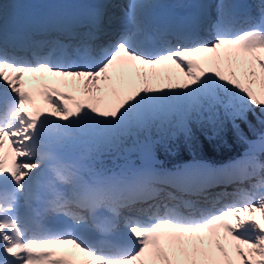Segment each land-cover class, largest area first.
<instances>
[{
  "label": "snow or ice",
  "instance_id": "obj_1",
  "mask_svg": "<svg viewBox=\"0 0 264 264\" xmlns=\"http://www.w3.org/2000/svg\"><path fill=\"white\" fill-rule=\"evenodd\" d=\"M144 6L133 0L125 16L130 28L107 43L101 41L112 20L99 10L89 14L84 31L62 25L79 46L72 55L54 56L65 46L54 42L41 55L40 43L26 38L27 22L10 21L0 4V264H264V178L216 201L230 195L234 203L209 207L213 185L264 171L250 153L223 169L197 166L159 181L197 195V205L159 199L149 170L85 180L49 150L56 129L81 126L108 144L173 118L186 129L205 114L216 117L218 93L228 97L225 114L233 119L254 109L264 113V0L256 20L231 0H203L192 15L157 25L148 47L136 39ZM241 17L249 27L235 32ZM18 50L32 59L18 58ZM160 67L170 71H156ZM260 143L264 148V137ZM46 168L71 185L68 199L49 202L63 227L59 234L29 237L20 200L35 198ZM141 202L151 203L136 208ZM71 208L93 219L101 209L118 216V208H127L128 247L94 246L74 235L87 224ZM144 215L146 221L139 219Z\"/></svg>",
  "mask_w": 264,
  "mask_h": 264
},
{
  "label": "trees",
  "instance_id": "obj_2",
  "mask_svg": "<svg viewBox=\"0 0 264 264\" xmlns=\"http://www.w3.org/2000/svg\"><path fill=\"white\" fill-rule=\"evenodd\" d=\"M214 107V119H208L205 114L199 120L189 121L186 131H181L179 122L173 118L140 131L137 136L124 137L119 140V147L113 152L110 150L101 160L102 174L107 177L125 176L132 166L154 167L158 172L169 174L178 172L184 164L191 162L217 169V165L225 162L227 165L230 160L243 158L249 153L257 158L259 165L264 166V150L258 153L254 147L255 139L264 130V113L254 109L248 111L243 119H233L225 114V107L220 102ZM146 132L150 134V145L139 152L125 154L123 149L137 145V140H143ZM262 175L264 171L257 176Z\"/></svg>",
  "mask_w": 264,
  "mask_h": 264
},
{
  "label": "rangeland",
  "instance_id": "obj_3",
  "mask_svg": "<svg viewBox=\"0 0 264 264\" xmlns=\"http://www.w3.org/2000/svg\"><path fill=\"white\" fill-rule=\"evenodd\" d=\"M10 1L14 2L15 0H8V1L0 0V4L3 5L5 12H7V10L8 12L13 11V10L8 9L6 5V3ZM103 1H107V0H103ZM191 1L195 5L199 4V0H194V1L193 0H140V2L145 5L142 9L140 16L142 15L148 16V12H151L152 14H155V15L158 14L160 20L172 19L175 21V20H178L177 18L179 17L180 12L186 9H189V6H190L189 4ZM132 2L133 0H121L119 5L116 6V10L114 9L116 12V16H115L116 20L123 21L124 23L122 24L127 29L130 28V26L127 24L125 16L128 11V7ZM202 2L203 0H200V3ZM247 2L250 3V5L252 4L250 6L251 12L248 15L249 19H252V20L258 19L261 9H260V6L253 5V3L259 2V5H260L261 0H247ZM208 3L210 4L219 3V0H208ZM161 12L163 13L160 14ZM248 27H249V24L245 22L242 24L237 23L234 27V31L240 32L243 29L248 28ZM156 71L163 73V72L170 71V69L160 67L156 69ZM3 87L5 86L0 84V89H2ZM218 96L220 98V103L223 105V107H225V105H227L228 103V97L224 93H218ZM188 125H189V122L187 124V127ZM179 128L181 130H185V128L182 127L180 123H179ZM137 133H140V132H137ZM135 134L136 133H134L133 135ZM143 137L148 138L149 133L146 132ZM118 142L119 141L114 142L112 144L102 142L96 139L95 137H93L92 135H90L87 131L83 129V127L77 126V127L69 128V129L54 130V134L49 138L48 144H49V150H51L54 155H56L60 160H62V162L68 167L69 171L75 173V175L85 180H90L94 177L101 176V171L99 168H100V161L102 160V156L99 157L98 155H100V153L104 154L106 152H109L113 147L117 146ZM133 151H134L133 146L129 148L127 147L125 149L126 153H131ZM188 166L189 165L185 167H188ZM234 181L236 183L235 184L234 182L229 183L230 186L227 188L222 186V187H217V189L222 188L223 190L228 191L229 194L233 193L231 189H233V187L236 184L240 185L241 182H243L241 179H235ZM151 186L152 188L159 187L160 184L153 183ZM214 189H216V187H214L212 191ZM70 190H71L70 184L58 181L55 177V174L52 172V170L50 168H46L44 171V175L41 177L40 186L34 189L37 197L34 199L28 200L27 203H25V200L21 198L20 204L22 205V207L20 209V214L22 216L30 215V213L34 212V207L40 204L42 206L44 204L43 206L44 212L46 213L47 211L45 208L47 207V205L49 204L51 200H54L58 195L63 196L64 199H68V193ZM168 190H173V189H162L158 193L164 196ZM182 196H185V195L181 194L179 198ZM179 198L176 200V203L179 202ZM212 199L217 201L218 199H220V195L210 197V200ZM227 199L232 200L233 197L228 195V196H225L222 200H220L219 203H212L209 205L221 204ZM147 206H149V204ZM219 207L220 205L217 206V208ZM70 210H72V208ZM73 211H75L74 208H73ZM99 211H104L106 214H108L109 216L113 218L114 222L116 221V219H114L113 217L114 213H111V211H109L108 209L105 208V209L98 210V212ZM83 216L85 218L87 228L80 229L81 234L79 235V238L81 236L83 237L84 235H87V238H88L89 235L90 236L94 235L93 231L98 230L97 226L95 225L96 224L95 222L97 221L95 219H92L86 212L85 214H83ZM50 217H53V221H46L44 223L46 226H52V223L57 224V225L58 224L63 225V220L61 218H58L56 214L51 213ZM144 217H146V220H147V216H144ZM142 218L143 216H140V219ZM116 223H117L115 226L116 228H114V230L117 231V233L119 232L122 235H124L126 233V229L124 228L125 222L116 221Z\"/></svg>",
  "mask_w": 264,
  "mask_h": 264
},
{
  "label": "bare ground",
  "instance_id": "obj_4",
  "mask_svg": "<svg viewBox=\"0 0 264 264\" xmlns=\"http://www.w3.org/2000/svg\"><path fill=\"white\" fill-rule=\"evenodd\" d=\"M68 1H69L70 4H76L75 1L80 2V3L84 4V5L89 3V0H85V2L83 0H68ZM42 4H43V1H40V3H38V0H15L14 2L13 1L7 2L6 3L7 8L10 9V10H13L11 12H8V10H7V12L9 13L8 14V18H9L10 21H12V20L26 21V22L32 21L34 23V26L45 25L44 19H39V16H40L39 13L42 11V8H43ZM199 4H201V3H199ZM199 4L198 5H194L192 10H191V12L185 17H188V16L192 15L195 12V10L197 9V7L199 6ZM47 5H48V3H47ZM107 6H108V4H106V6H105V11H107ZM115 16H116V12H115L114 8H112L111 11L109 12V14L107 15V18H105L106 21L109 18L112 20V23L110 25V27H111L110 33L113 36V40L118 38L119 33H121V32L126 30V27H124L123 24H122L124 22L121 21V20H116ZM148 16H150L151 19L156 17V15L152 14L151 12H148ZM185 17L180 16L177 19H182V18H185ZM244 22H245V20L243 21V23ZM70 37H71V35H69V34H62V35L59 36V39L60 40H64V39H68ZM48 42H49V39H41V40H39V43L41 45L40 53H44L50 48V46H49L50 44ZM20 58H26L28 60H31L32 56H30L29 54L20 55ZM62 91H67V90L63 89ZM254 183H255V180H252L250 182L248 188H244L243 190H245V191L251 190L252 185ZM238 189L239 188H237L236 190H234L232 192L234 193ZM34 193H35V191H34ZM178 194H179V191L173 190V191H167L164 196H162L161 194L158 193V197L161 198V199H164L165 202H167V199L169 197H174V198L177 199ZM214 196L215 195H213L212 197H214ZM36 197L37 196H36V193H35V198ZM176 199H175V201H176ZM175 201H174V203H175ZM210 201H211L210 204L216 203V201L213 200V199L210 200ZM200 202H201V198L198 197V199H196V201H195V204L199 205ZM234 202H235L234 198L232 200L231 199H227L226 201L222 202L221 204H216L215 207L220 205L219 208H222L223 206H226L228 204H232ZM149 203H151V202H149ZM149 203L141 202V203H138L137 205H135V207L147 210L149 208V206H147ZM43 206H44V204H43ZM212 206L213 205H209V207H212ZM45 209H46L47 212L45 214L41 215L42 219H48L49 215H51V213H52L49 210V204L47 205V207ZM117 211H118L119 215L118 216L115 215V214L113 215V217H114V219H116V221H124L125 222V218L130 216V215H132V213H130L129 210L126 209V208H118ZM183 213L187 214L186 211H184ZM80 214L83 215V214H85V212L81 211ZM150 214L151 213L149 212L148 215H150ZM95 216L98 217L96 219L97 221H102L105 224V228H114L116 226V224L112 221V219L109 220L110 216L108 214H106L104 211H99L98 213H96ZM24 218L27 221V223L33 222V219L31 218L30 215H25ZM139 219H140V217H139ZM120 237L122 238L123 241L127 242V234L126 233L124 235L120 236ZM81 238L87 240V235H84Z\"/></svg>",
  "mask_w": 264,
  "mask_h": 264
},
{
  "label": "water",
  "instance_id": "obj_5",
  "mask_svg": "<svg viewBox=\"0 0 264 264\" xmlns=\"http://www.w3.org/2000/svg\"><path fill=\"white\" fill-rule=\"evenodd\" d=\"M262 137H264V131L261 133V137H260V138L258 139V141H257V142L259 143L260 146H261L260 141H261V138H262Z\"/></svg>",
  "mask_w": 264,
  "mask_h": 264
}]
</instances>
